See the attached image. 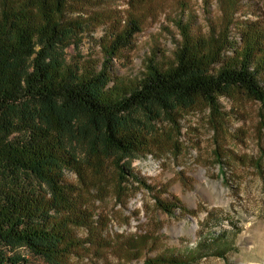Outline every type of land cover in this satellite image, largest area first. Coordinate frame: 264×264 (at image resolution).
Returning <instances> with one entry per match:
<instances>
[{
	"label": "rangeland",
	"instance_id": "374dc122",
	"mask_svg": "<svg viewBox=\"0 0 264 264\" xmlns=\"http://www.w3.org/2000/svg\"><path fill=\"white\" fill-rule=\"evenodd\" d=\"M65 17L84 28L64 49L67 61L98 70L115 35L139 26L132 46L107 64L113 86L141 76L150 57L171 66L179 21L195 38L230 41L223 55L235 57L248 35L264 31V0H69ZM142 142L139 155L121 162L133 175L125 179L113 160L83 154V170L64 171L76 206L55 216L69 231V263L143 264L198 252L196 264H264V105L234 88L217 108L199 99L162 115ZM6 252L22 264L47 263L27 247Z\"/></svg>",
	"mask_w": 264,
	"mask_h": 264
},
{
	"label": "trees",
	"instance_id": "16d2710c",
	"mask_svg": "<svg viewBox=\"0 0 264 264\" xmlns=\"http://www.w3.org/2000/svg\"><path fill=\"white\" fill-rule=\"evenodd\" d=\"M68 1L2 3L0 264H22L6 252L17 247L44 257L45 264H70L69 231L55 215L76 206L64 171L83 170L82 154L98 164L113 160L125 179L132 173L121 162L142 152L144 134L150 136L162 115L199 99L217 108L218 96L234 88L264 105V31L248 35L230 58L223 55L230 41L195 38L179 21L182 41L171 66L150 57L141 76L111 86L115 74L107 64L132 46L139 26L132 22L115 35L100 70L71 64L64 49L84 28L66 19ZM197 254L158 256L143 264H196Z\"/></svg>",
	"mask_w": 264,
	"mask_h": 264
}]
</instances>
